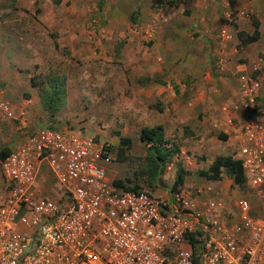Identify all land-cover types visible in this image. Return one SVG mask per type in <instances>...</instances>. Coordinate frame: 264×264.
<instances>
[{"label":"built area","instance_id":"1","mask_svg":"<svg viewBox=\"0 0 264 264\" xmlns=\"http://www.w3.org/2000/svg\"><path fill=\"white\" fill-rule=\"evenodd\" d=\"M219 40L230 34L221 29ZM217 62L223 70L226 60ZM237 81L246 116L227 123L259 212L212 184L165 196L120 188L106 170L108 145L22 123V138L0 157V264H264V120L250 116L260 80L242 72Z\"/></svg>","mask_w":264,"mask_h":264},{"label":"rangeland","instance_id":"2","mask_svg":"<svg viewBox=\"0 0 264 264\" xmlns=\"http://www.w3.org/2000/svg\"><path fill=\"white\" fill-rule=\"evenodd\" d=\"M249 1L235 0L234 4L227 1V6L221 9V14H229L225 20L221 19L224 21L222 29L230 34L226 45H234L233 53L238 50L235 60L250 59L237 38V31L251 33L253 30L252 14L258 12L253 10ZM197 4L198 0H0V53L10 55L13 49L20 46L27 64L18 69L23 71L26 78L34 77L38 82L40 101H43L46 90L51 86L58 85L67 89L68 98L67 95L63 97V110L56 117L45 112L42 116L44 125L60 129L56 123H62L74 134L108 145L112 157L106 166L109 177L119 179L126 185L136 183L139 190L165 196L179 169L185 178L184 183L206 184L211 180L200 177V169L189 172L178 167L174 176L170 175L168 165L174 160L170 158L164 164L161 174L157 175L153 186L148 185L145 171L148 166L145 160L148 144L139 138L141 126H128L131 129L123 131L126 123L120 115H113V111L109 113L107 108L100 109L101 113L98 115L95 104L98 100L92 98V92L97 90V82L107 77L114 66L121 71L120 75L126 73L125 68L128 67L123 65V61L131 58L129 54L132 51L139 54L150 48L155 40L154 30L166 27L168 20H176L175 23L183 28L191 27L184 24L190 20L188 16L204 13L203 6H200L203 7L202 11H197ZM192 5L196 7L192 8ZM180 14L184 16L180 17ZM259 14L264 12L260 11ZM197 22L198 19H195L191 23L194 25ZM192 28L190 29L193 30ZM220 30L221 28L216 33L218 43L221 42ZM193 37L201 43L210 41L198 33ZM246 49L254 51L256 57L264 56L260 47ZM7 57L10 58L11 55ZM212 60H215L214 56ZM61 79L64 83H61ZM259 101L252 114L257 109L264 111V99L260 98ZM195 112L198 113L199 109L196 108ZM199 121L200 118L196 117L195 126ZM188 126L182 137H174L176 144L188 145L185 139L191 136V129L188 128H193V124ZM123 134L130 138L129 145L120 143L119 137ZM174 166L173 164L172 167ZM226 177L231 181H227ZM44 178L46 184L54 185L48 182L50 179L45 173ZM219 179L225 180L227 184L230 182L228 188L233 190L229 193L232 197L230 202L235 198L247 197L255 212H259V201L244 182L234 184L224 169Z\"/></svg>","mask_w":264,"mask_h":264},{"label":"crops","instance_id":"3","mask_svg":"<svg viewBox=\"0 0 264 264\" xmlns=\"http://www.w3.org/2000/svg\"><path fill=\"white\" fill-rule=\"evenodd\" d=\"M227 1L198 0L197 11H202L201 8L204 7V13L190 14V20L186 21L187 24L184 23L191 26H187L188 28L178 26L174 19L168 20L166 27L154 30L155 40L149 50L145 49L139 54L131 50V58L123 61V65L128 67L125 68L127 74L120 75L121 71L114 66L107 77L97 82V90L92 92V98L98 100L95 103L98 115L101 113L100 109L104 108H107L109 113L113 111L115 116L120 115L126 123L123 131L131 129L127 128L128 126L142 128L159 124L163 127L164 138L167 140L165 147L176 150L171 157L174 160L168 165L172 176L178 167L189 172L194 169L205 170L217 156L235 158L234 135L230 133L227 119L232 117L241 120L246 116L240 105L237 81L239 73L253 72V75L259 77L260 90L257 105L253 110L260 103L258 99H264V66L260 71L257 70L261 66L257 60L264 56L256 57L254 51L246 49L260 47L264 52V14H259L260 11L264 12V0L249 1L253 10L258 12L252 15L259 23V38L249 44L240 45L245 48V55L250 56L249 60H235L238 50L233 53L234 45L228 47L226 43L217 41L216 33L224 26L221 19L225 20L229 15L221 14V9L227 6ZM11 10L13 14L15 7ZM183 16L180 14V17ZM195 19L199 22L193 25L191 22ZM197 33L206 36L210 41L199 42L193 37ZM16 48L10 58L7 57L10 55L0 53V103L7 105L13 114V118H9L0 109V152H9L20 141L23 133L18 128L20 124L27 125L26 131L46 126L42 120L46 111L40 101L39 90L31 84L23 71L18 69L19 66L27 64V60H24L20 46ZM213 56L215 60H212ZM218 56L226 60L223 70L218 67ZM249 61L251 64H248ZM65 96L68 98L66 88ZM63 108L61 106L52 117H56ZM196 108L199 109L198 113L195 112ZM250 116L264 120V111L257 109L255 114L251 112ZM196 117H199L200 121L195 126ZM189 124H193V128H188L191 129V136L185 139L188 145L176 144L174 137H182ZM56 126L60 127V130H69L62 123H56ZM188 151L191 153H186ZM229 183L218 179L206 184L218 187L220 192L227 196L233 192L228 188ZM182 185L188 183L183 180Z\"/></svg>","mask_w":264,"mask_h":264},{"label":"trees","instance_id":"4","mask_svg":"<svg viewBox=\"0 0 264 264\" xmlns=\"http://www.w3.org/2000/svg\"><path fill=\"white\" fill-rule=\"evenodd\" d=\"M58 1L59 0H56V2ZM228 2L229 4H234L235 0H228ZM251 22L253 26L251 33L242 30L237 31V38L240 41V45H246L259 38V23L255 18H253ZM30 82L33 86H38V82L35 81L34 77L30 78ZM62 82L64 83V80L61 79V83ZM64 96L65 90L62 87L58 85L51 86L46 90L43 101L41 100L44 110L48 114L54 115L62 106ZM139 138L148 144V154L145 156L148 166L145 171L148 177V185L153 186L157 175L162 172L164 164L170 160L176 150L165 147L164 144L167 140L164 138L163 127L159 124L151 127L143 126L140 130ZM119 140L120 143L124 145H129L130 143V138L127 136H120ZM7 152V150H2L0 152V157H3ZM222 169L225 170L227 176L232 179L234 184H241L244 182L243 171L239 160L230 156H217L207 169L199 170L198 174L208 180L214 181L220 178ZM183 180L184 176L182 170L179 169L176 179L172 182L171 189L181 186ZM113 183L123 189L139 190V186L136 183L133 185H126L119 179H113Z\"/></svg>","mask_w":264,"mask_h":264}]
</instances>
